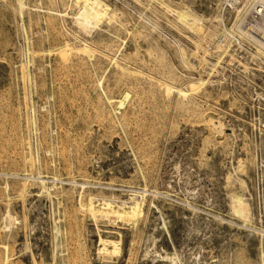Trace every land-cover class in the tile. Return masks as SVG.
<instances>
[{
	"label": "rangeland",
	"instance_id": "374dc122",
	"mask_svg": "<svg viewBox=\"0 0 264 264\" xmlns=\"http://www.w3.org/2000/svg\"><path fill=\"white\" fill-rule=\"evenodd\" d=\"M107 1L117 10L121 24L133 31L104 80L109 96L120 100L127 95L117 110L119 123L94 83L120 41L103 35L102 45L93 43L103 55L96 51L89 58L71 52L70 65L59 70L52 47L73 41L64 28L87 43L91 40L76 32L69 20L68 24L49 13L66 8L65 0H28L37 4L28 28L35 50L51 47L40 57L41 63L49 65L39 72L41 89L33 95L36 122L32 124L21 27L12 0H0V210L9 204L17 218L13 236L6 240L0 232V242L9 241L12 264H50L48 224L50 216L60 211L65 225L64 261L57 264H67L69 258L76 264H165L162 259L153 261L152 255L173 248L184 252V264H258L259 232L255 247L244 246L242 235L252 224L243 227L227 209L231 192L235 203L250 205L253 227H259L264 177L260 183L257 174L264 146L253 131L261 128L264 133V124L257 121L264 123V55L249 39L228 31L239 14L242 31L260 21L253 11L259 0H163L170 8L155 2L151 13L144 12L150 18L147 24L138 19L141 7L133 0ZM124 27L113 26L110 31L123 37ZM257 29L264 30L263 23ZM196 43L210 53H199L204 63L191 71L179 51L189 53ZM224 44L226 53L220 48ZM46 94L51 100H45ZM113 108H118V101ZM36 140L45 162L41 169L60 180L57 190L63 191L65 199L60 211L37 196L36 187L34 191L29 185L25 192L18 185L33 179L30 160ZM139 168L149 190L158 192L147 193L146 221L142 219L137 228L120 224L121 251L105 259L96 250L93 221L76 209L80 186L83 200L90 195L123 200L143 184ZM234 170L247 178V189L238 185ZM14 179L19 180L15 189ZM6 181L11 185L9 196L3 189ZM161 214L169 222L166 233L157 229ZM206 217L212 219L211 225Z\"/></svg>",
	"mask_w": 264,
	"mask_h": 264
},
{
	"label": "bare ground",
	"instance_id": "6f19581e",
	"mask_svg": "<svg viewBox=\"0 0 264 264\" xmlns=\"http://www.w3.org/2000/svg\"><path fill=\"white\" fill-rule=\"evenodd\" d=\"M62 1H64V0H62ZM65 1L68 5L66 8H64L60 11H55V12L52 10L49 13L52 14V16L54 15V16L60 17L62 20H67V22L69 20L71 27L73 26L74 30L76 32H79L83 36L88 37L91 40V44L87 43L86 40L78 38L77 36L72 34L68 29H65L64 28L65 26H64L63 31L65 32L66 35L71 36L73 41L71 44L69 43V41H67L68 43L65 42L60 47H57V48L52 47L53 48L52 50H54V54L58 56L57 66H58L59 70H65V68L68 65H70L69 53H71V52H74V53L78 52V53L83 54L84 56H85V54H87L89 58H92L91 54L94 55V54H96L94 52H96V51L99 52V50H96L97 46H95L93 43H98V44L100 43L101 44V42H102L101 37L103 35L107 36V40L109 39V37H111L115 40L120 41L119 46L117 47V49L112 54V57L109 59V62L106 65V67L104 68L102 74L99 75V77H97V78L95 77L96 83H94L96 89L100 93V96L102 98L103 103L112 108V113L114 115V118L118 122L119 117L117 116V112H118L117 110L124 104V102L127 98V95H125V97L123 99H120V100H117V99L109 96V94L104 89V80H105L106 75L109 74L116 67L117 61L122 56L124 46L127 43V37H130L132 35L133 31H131V29H129V28H125L121 24V22L117 16V12H116L117 10H115V8L113 9V6H111L112 4H110V2H108L107 0H65ZM133 1L136 2L139 5V7H141L140 12L137 10L138 14H139V15L136 14L138 16V19H140V21L145 22V23L146 22L150 23V22H148L150 18H147L146 17L147 14L144 12L149 11L151 13L153 4L155 2L158 5L166 8V9L170 8L167 4L164 3L163 0H133ZM252 1H254V0H252ZM33 2H35V1H33ZM38 2H39V0H38ZM55 2H57V1H55ZM35 3H37V2H35ZM258 3H257L258 5L256 8L253 7V9H255L253 11L255 14L260 16V19H259L260 21L255 22V24L253 23V25L252 24L250 26L248 25L249 29L246 31H244V30L242 31V29H240V27H239V23H240V19H241L242 15L240 16V14H239L237 16V20H236L235 24L233 26H231L230 28L228 27L229 28L228 31L231 32L232 34L236 35V36L243 38V39L244 38L249 39L255 45L257 52L264 55V30H258L257 29L258 27H260L261 23H263V27H264V0H259ZM31 4L28 2V0H12V5H10V6H12V11L16 15V18H17L16 20H19V22L18 21L17 22L20 24L19 27H21V29L20 28L19 29L22 31L21 36L23 37V41H24V45H22L23 46L22 47V54L25 57L24 63H25V69H26L25 70L26 71V78H27V82H28V93H29L28 97H30L29 101H30V105H31L30 119H31L32 124H35L36 117H35V106H34L33 95L35 94V92L36 93L38 92L39 88L41 89V87H40L41 86V76L39 75V72L43 71L44 68L48 67V65H49V64H47L45 66L44 63H41L40 57L43 56L45 51L50 49L51 47H48L47 49H45V48L42 49V47L40 46L42 50L41 49L35 50L36 44H34V39H33L34 36L32 37L31 36L32 34L28 33V28H30L32 25L33 17L35 19V11H37V7H36L37 4L36 5L34 3L32 5ZM72 6H73V8H72ZM133 13H135V11ZM180 14H182L184 16V18L189 22V25L193 26L196 29H199V26L195 22L190 20L183 13H180ZM252 14H253V12H252ZM14 18H15V16H14ZM69 22H68V24H69ZM113 26H120V28L124 27L125 35L123 37H120L119 35H117L113 31H110V28H112ZM224 33H225V31H224ZM221 39H223V36ZM38 40H39V38H38ZM38 43H39V41H38ZM38 47H39V44H38ZM220 48H221L222 53L228 52V45L227 44L220 45ZM194 49L195 50H193L189 53L185 52L182 49H180V51H179L181 61L186 66V69H189L191 71L196 70L197 68H199L204 63L203 58H202V56L199 55V53H203V54L210 53L207 48H204L199 43L195 44ZM99 53L103 55L102 51ZM219 57H220V55L218 54L217 60L219 59ZM90 62H91V59H90ZM214 69L217 70L215 66H214ZM54 70H55V68H54ZM51 71H53V70L51 69ZM51 71H50V73H51ZM203 84H204V81H203ZM43 96H45L44 97L45 100H51L50 95L46 94ZM117 101H118V108L114 109L113 103L117 102ZM44 108H45V106L41 107V109H44ZM260 117L261 116H259V118ZM257 121L260 125L264 124V123H262V120L258 119ZM253 122H255V121H253ZM253 132H255L256 136H258V137L260 136L261 144L264 146L263 130L260 128V129H255V131H253ZM33 145L35 146V150H34V153L32 152L33 156H32L30 161H31L32 166H34V169H35V172H33V175H32L34 181H32L33 179L30 178L31 176L25 177L23 175H19V176L25 177V179L30 178L32 180H30V181L21 180L22 182H20V184H18V183L17 184L20 186V189H25L24 190L25 192L29 188V185L33 186L34 191H35V187H36V195L42 196V197L50 200L52 207L54 209H56V207L58 208V210L61 208H64L65 199H64V194L62 193L63 191L57 190L59 188L58 182L60 180L57 179L55 176L48 177V175L41 169V166L43 164L45 165V162L42 161L41 156H40L41 154L38 152L39 150H37L38 145H39L38 140H36V143L35 144L33 143ZM47 152H49V151H47ZM23 157H25V156H23ZM259 158H261V157L259 156ZM24 161H25V159H24ZM258 161H259V159H258ZM259 163H261L262 169L258 170L259 172L261 170V173L257 174L258 182L262 181L261 178L264 177V158L263 157L260 159ZM255 174H256V172H255ZM139 175H140V178H141L143 184L141 185L140 188H134L133 190H131V192H129V194H128V197L126 199H123V200L118 199L117 197L115 198V197L91 196V195L88 196L85 200H83L82 197H83V189L84 188H83V186H80L81 191L79 192V195L77 196L79 198H78V202L76 201L77 202V204H76L77 208L76 209L80 212L85 213L86 216L93 221V224L95 225L94 228H96V233L98 236V248L96 250H98V254L100 256H103L105 259L111 260V258L113 256L118 255V253H120V251H121L122 236H121V233L118 231L121 228L120 224H121V226L122 225H128V226H131L133 228L136 227L138 224H140L139 222L142 219H144V217L146 216L144 207L146 206L145 201H146L147 193L149 192V193L154 194V193L158 192V191H153L154 189L149 190V188L147 186V182H146V176L140 168H139ZM10 176H12V174ZM234 177L238 178V185L239 186H241L243 189H247V187H248L247 178L243 177L236 170H234ZM249 179L251 180V178H249ZM16 180L14 179V183L12 182L13 186H14V184H16ZM17 181L19 182V180H17ZM26 182H28V184ZM10 188H11L10 183L8 181H6L4 183L3 189L7 192L8 196L10 195L9 194ZM14 189H15V186H14ZM233 199H234L233 195L230 192L229 204H228L227 210L233 216H236L238 220L241 221V223L243 224V227H246V225L248 223L252 224V227H246L245 232L242 235L243 236V242H244L243 245L248 246L251 244L254 246L255 238L257 237V236L255 237L256 232L257 233L259 232V236H258L259 239H258V243L256 244V250L258 249V255L257 254L256 255L258 258V264H264V209H261V211L259 212V216H258L259 227L256 228L257 226L253 227L255 224H253L254 223L253 219L251 218V215L248 213L250 210V205H247L243 202H240V203L236 202L235 203L233 201ZM54 212H55V210H54ZM60 212H59V215L56 213L55 214L53 213L50 216V220H49L50 222L48 224V227L50 229V240H51V247H52L51 255L49 254V256H50L49 260L50 261L48 260L50 262V264H57L58 261L59 262L64 261V259H63L64 250L62 248V240H63V234L62 233H63V226H65V225H62V221L64 220V219H62V217L64 216V213H63V216H61ZM72 218H73V215H72ZM146 218H148V217H146ZM160 218H161V223L159 224L157 229L166 233L168 231L167 225L169 222H167L166 218L162 214H161ZM204 219L208 224H210L212 222V219L210 217H206ZM16 221H17V218L14 215V213L12 212L9 204H6L5 207L2 210H0V232L4 233L5 239H6V237H8V239H9L13 236L12 229H13L14 225L16 224ZM232 241H234V239H232ZM8 243H9V241H8ZM7 244L4 242L3 243L0 242V249H1L0 251L2 252L1 264H12V260H11L12 256L10 255L11 253L9 254L10 251H9V247ZM227 247H228V245H227ZM183 253L176 250V248H173L171 251H164L161 254L152 255L153 257L152 256L151 257H152L153 261L155 259H162L165 261V264H184L183 262L185 261V259H184ZM71 256H73V255H71ZM73 257H75V256H73ZM67 261H68L67 264H76L77 263L74 258H69V259H67ZM245 261L248 262L247 260H245ZM159 262H161V261H159Z\"/></svg>",
	"mask_w": 264,
	"mask_h": 264
}]
</instances>
